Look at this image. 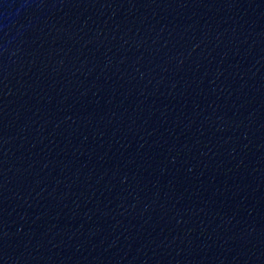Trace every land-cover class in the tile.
<instances>
[{"label": "water", "instance_id": "1", "mask_svg": "<svg viewBox=\"0 0 264 264\" xmlns=\"http://www.w3.org/2000/svg\"><path fill=\"white\" fill-rule=\"evenodd\" d=\"M0 264H264V0H0Z\"/></svg>", "mask_w": 264, "mask_h": 264}]
</instances>
